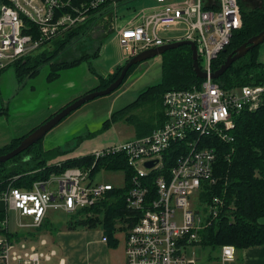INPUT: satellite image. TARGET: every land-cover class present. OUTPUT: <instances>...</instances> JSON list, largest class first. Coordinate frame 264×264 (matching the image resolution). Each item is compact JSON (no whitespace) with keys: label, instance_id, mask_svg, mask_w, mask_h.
Here are the masks:
<instances>
[{"label":"built area","instance_id":"obj_1","mask_svg":"<svg viewBox=\"0 0 264 264\" xmlns=\"http://www.w3.org/2000/svg\"><path fill=\"white\" fill-rule=\"evenodd\" d=\"M129 1L0 0V72L88 18H122L117 9ZM152 1L151 6L135 14V21L116 29L129 58L173 40L190 39L197 45L200 66L210 74L214 59L243 27L240 0ZM180 25L184 28L182 37L160 35L161 30ZM263 101L264 82L230 90L209 76L198 86L164 94L165 121L160 127L93 153L96 160L124 152L134 170L126 195L131 213L121 222L126 235L125 264L236 261L234 244L218 247L216 257L210 260L188 256L190 246L203 247L202 230L220 216L225 204L221 196L214 195L201 207L197 205L203 182L215 180L216 149L204 144L203 139L216 135L234 141V115L245 108H257ZM147 161L154 165L148 167ZM90 171L69 167L56 175L57 187L51 178L35 181L31 188L9 186L0 199L6 202L7 211L17 212L18 227H38L50 211L73 213L94 206L115 188L109 181L94 180ZM3 225L9 227L7 216ZM103 231L102 240L109 241ZM27 239L0 236V264H50L58 257V250L50 246L47 237ZM58 264H65L64 258L60 257Z\"/></svg>","mask_w":264,"mask_h":264},{"label":"trees","instance_id":"obj_2","mask_svg":"<svg viewBox=\"0 0 264 264\" xmlns=\"http://www.w3.org/2000/svg\"><path fill=\"white\" fill-rule=\"evenodd\" d=\"M260 3L261 6L250 9H244L241 4L243 27L234 34L226 50L214 59L213 71L222 65L231 51L264 29V0ZM101 16L103 15L99 17ZM96 20V16L88 18L84 23L67 30L45 44L35 54L20 58L11 66L15 67L18 77L23 78L37 75L39 68L48 63L51 66L49 79L54 80L60 76L61 71L74 68L92 57H97L100 54V48L81 54V51L78 52L79 47H72L77 37L89 35L94 26L99 27ZM103 37L104 35L98 39L101 40ZM260 46L251 49L246 56L234 62L216 80L230 90L244 85L263 83L264 62L259 59ZM170 51L172 52L170 57L163 62L162 80L148 86L136 100L113 111L111 118L105 122L104 128L110 127L113 121L125 118L128 122L136 124L137 137L146 135L164 123V106L160 115L150 110V118L146 119L150 120V125L134 121L137 109H145L149 106L152 109L156 101L163 105V97L167 91L189 89L202 83L203 78L197 76L194 70L191 46L182 45ZM62 54H66L65 57L61 56ZM140 63L131 66L123 84ZM123 66L124 64L118 65L114 72L108 74V77L98 76L100 83L93 90L107 87L119 76ZM3 110L0 111V115L6 114V110ZM234 119L235 126L231 130L235 137L234 141H225L216 135H207L203 139L204 144L216 149L217 156L213 169L215 180L203 182L198 203L209 202L214 195L221 196L225 202L220 216L201 232L204 249L206 247L212 250V253L210 251L206 256V260L216 257L217 248L224 244H234L239 251L250 246L264 245V101L257 108L241 110L234 115ZM27 134L15 137L0 147V154L12 150ZM42 142L43 139L14 158L0 162V197L9 186L31 188L35 181L49 179L52 175L59 174L69 167L91 168L90 176L94 180L102 171L124 172V186L115 185V188L94 206L80 208L73 213L52 210L68 215L63 227L72 230L102 226L110 242L116 243L118 221H124L131 213L126 205V195L134 170L129 166L126 154L121 151L112 152L96 160L93 154H87L67 158L60 166H47V160L53 155L61 154L64 148L62 151L56 148L44 149ZM42 167H44L43 170H41ZM52 211L40 226L19 227V231L15 232L9 231V227L2 225L6 211H0V235H6L10 240L15 238L20 240L22 238L38 239L45 232L52 234L62 228L61 222L53 221ZM120 229L124 230V227L121 226Z\"/></svg>","mask_w":264,"mask_h":264},{"label":"rangeland","instance_id":"obj_3","mask_svg":"<svg viewBox=\"0 0 264 264\" xmlns=\"http://www.w3.org/2000/svg\"><path fill=\"white\" fill-rule=\"evenodd\" d=\"M260 2L261 0H241V4L243 5L244 9L261 6ZM152 3V0H132L126 2L122 7L118 8L116 12L122 18H110L109 23L114 24L115 28H119L116 27L119 23L120 27L127 23H132L136 20V18H134L135 14L142 8L151 6ZM107 15L112 17V11H108ZM96 21H98V18ZM99 24H102L101 20L99 21ZM100 28L101 27L99 25V28L96 29L97 34L100 32ZM108 32L109 30H107L105 34ZM183 34L184 28L181 25L174 28H168L167 30H161L160 32V35L166 38H179L182 37ZM100 36L101 35L99 34L95 35L94 37L89 34L86 36L77 37L72 47H79L78 52L81 51V54L83 52L88 53L100 48V54L97 57H92L93 59L91 60L89 59L90 61H84V63L77 67L65 70L59 79H49L51 66L48 63L39 68L38 74L35 75L38 77L27 80H25L27 76H24L25 78L18 77L19 74L15 70L14 66H10L6 70L2 71V76H0V111H4L3 109H5L7 115L14 112V116H18L17 113L23 112L22 110H26L25 108L31 109L32 106L33 108H36V104L39 103L41 99H43L42 102H44L48 97H52L53 99L55 96H57L55 101H63L75 93H81V91H84L82 94L84 95L85 93L92 91V87L97 85L98 82L100 83L98 76L100 77L102 74H107L109 70H112L113 68L115 69L117 65L125 64L129 59V56L125 55L123 48L120 45L117 31L110 32L105 38L104 42L97 39ZM79 40L81 41L80 43ZM171 53L172 52L168 50L161 55L142 61L126 79L125 83L122 84L117 90L112 92L111 95L109 94L99 96L86 102L76 110L77 112L73 111L59 124H57L52 129L53 131H50L51 133L48 132L50 134L48 135L47 133L43 139L42 147L44 149H50L49 147L54 145V143H60V145L53 146L51 148L61 149V151L63 148L64 149L61 154L51 156L47 160L46 165L58 166V164H62V162H64V160L67 158L93 154L98 150H102L103 148H109L114 144L126 142L137 137L138 134L136 124L128 122L125 118H120L117 121H113L111 126L108 128H104L103 126L105 125V122L111 118L110 116L113 111L121 109L130 102L136 100L139 97V94L148 86L157 84L162 80L163 62L170 57ZM65 55L66 54H62L61 56L65 57ZM61 56H59V58H61ZM106 77H108V75ZM131 82H133L132 87H130ZM32 86L35 87L34 90L32 89ZM128 87L131 89L129 90ZM88 88L92 89L86 90ZM94 88H96V86ZM124 91L126 94L123 93ZM118 93L123 94L118 96ZM107 96H109L108 99ZM112 96L116 97L114 99H109ZM20 103L23 104V107L21 110L15 111V109L19 107ZM163 106L164 105H162V103L156 101L152 106V109H150L151 106L145 109H137L135 111L137 116L134 121L149 123L150 125V120H146L150 118V110H153L156 115H160L163 111ZM32 152H34V149H32ZM24 157L29 159L28 156L24 155ZM43 169L44 167L41 168V170ZM56 175L57 174L50 177L51 180L56 181L54 185L55 187L58 186V177ZM18 176H20V174ZM96 179L109 181L118 186H124L125 184L124 172L121 171H102L97 175ZM202 203L203 204L198 203V206L201 207L204 205V202ZM0 211H6V216L8 217L9 221V231H19V219L17 212L12 209L7 211L6 202L3 199H0ZM6 216L4 221L6 220ZM67 217L68 215L66 214L63 215L61 212L52 211L53 221L56 223L61 222L62 228L66 223ZM23 219L26 221L29 220L27 217H24ZM120 227L121 222L118 221L117 231L121 230ZM96 229H100L102 234V226H98ZM43 234H46L49 239L51 238L49 232H45ZM0 236L6 235L2 234ZM72 249L75 256H80L81 254L85 253V242L75 240L72 244ZM187 252L188 256L190 257L195 256L197 258L203 259L204 256L205 258L208 256L209 252L212 253V250L211 248L206 247L204 249L200 245H193L188 248ZM50 264L56 263L52 262Z\"/></svg>","mask_w":264,"mask_h":264},{"label":"crops","instance_id":"obj_4","mask_svg":"<svg viewBox=\"0 0 264 264\" xmlns=\"http://www.w3.org/2000/svg\"><path fill=\"white\" fill-rule=\"evenodd\" d=\"M97 18H102L101 22L105 24V25L99 24L101 29L104 26H110V27L112 26L113 28L111 27V29L117 31L116 30L117 28H115L114 24L110 25V23H108L106 20L104 21L105 18L103 17H97ZM106 19L109 20L110 18H106ZM99 21L100 20L98 19V23ZM119 26L120 23L116 27ZM109 33L110 32L104 35V37L101 39L102 42H104L105 38L109 35ZM259 51H260L259 59L264 62V43L261 44ZM115 69L113 68L112 70H109L107 74L104 75L102 74V75L106 77L108 74L114 72ZM64 71L65 70L60 72V76L57 79H59L62 76ZM1 74L2 72L0 73V76H2ZM36 77L38 76H27L25 80ZM132 83L133 82H131L130 87L133 86ZM95 86H93L92 88H94ZM92 88H88L86 90H90ZM32 89L34 90L35 87L32 86ZM130 89L131 88H129V90ZM83 92L81 91V93L80 92L75 93L63 101L62 100L55 101V98L57 96H55L53 99L52 97H48L44 102H42L43 99H41L40 102L36 104V108H33V106L31 109L25 108L26 110H22L23 112L17 113L18 116H14L15 114L14 112L10 113L9 115L7 114L0 115V147L9 143L15 137H20L29 133L34 127L44 122L52 113L56 112L59 108L66 105L68 102L82 95ZM123 93H125V91ZM121 94L118 93L117 95L120 96ZM108 97L109 96H107V99ZM115 97L116 96H112L109 99H114ZM22 107L23 104L20 103L19 107H17L15 111L21 110ZM50 133H48V135ZM57 145H60V143H54V145H52L51 147ZM49 235H51L50 239L49 237H47L46 234H43L42 236L47 237L49 239L50 246L58 250L59 252L58 257L54 258L52 261L55 262L56 264H58L59 261L58 258L60 257L64 258L65 264H125L126 262V254H125L126 235L123 230L116 231L115 234V238L117 239L116 243H111L110 240L106 242L103 241L101 230L96 228L71 230L66 227H63L52 234L49 233ZM75 240L85 242V253L81 254L78 257L75 256L72 249V244ZM236 257H237L236 261L231 262L229 264H264V245L250 246L240 251L238 250Z\"/></svg>","mask_w":264,"mask_h":264},{"label":"water","instance_id":"obj_5","mask_svg":"<svg viewBox=\"0 0 264 264\" xmlns=\"http://www.w3.org/2000/svg\"><path fill=\"white\" fill-rule=\"evenodd\" d=\"M112 31H114V29L110 28L109 32ZM263 43H264V29L258 32L257 34L252 35L250 38H248V40H246L244 43H242L241 45L236 47L233 51H231L225 58V61L222 63V65L218 69L212 71L210 74L206 70H203L202 67L200 66L197 45L193 40L190 39L173 40L171 42L162 44L160 46L145 49L139 52L138 54H135L131 58H129L128 61L124 64L123 69L119 74V76L113 82H111L107 87L89 91L84 95L78 97L74 101L70 102L66 106H64L61 110L57 111L53 116H51L50 118L39 124L31 132H29L16 147H14L12 150L6 153L0 154V162H6L14 158L15 156L21 154L22 152L30 148L32 145L37 143L39 140L44 139L47 133L50 132L57 124H59L65 117H67L73 111L80 108L86 102L99 96L109 95L115 90H117L123 84L124 79L131 66L135 64H138L149 58L161 55L168 50L178 48L182 45H189L191 46L193 52L192 54L193 65L197 76H199L200 78H207L208 76H210L213 79H217L220 76H222L227 71V69H229L233 65L234 62L243 58L244 56L247 55V53L251 49ZM145 164L148 167H152L154 165V162L147 161Z\"/></svg>","mask_w":264,"mask_h":264},{"label":"flooded vegetation","instance_id":"obj_6","mask_svg":"<svg viewBox=\"0 0 264 264\" xmlns=\"http://www.w3.org/2000/svg\"><path fill=\"white\" fill-rule=\"evenodd\" d=\"M105 20L109 23V20H108V19L105 18L104 21H105ZM102 25H104V24L102 23ZM110 25H111V24H110ZM111 27H112V26H111ZM111 27H110V26H104V27H102L103 30L100 28L101 30H100V32H98V34H97L96 29L99 28V27L94 26L93 29L91 30V36H94V37H95V35H99V34L102 36V35H104V34L107 32V30H109ZM97 39H98V38H97Z\"/></svg>","mask_w":264,"mask_h":264}]
</instances>
